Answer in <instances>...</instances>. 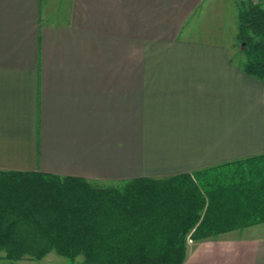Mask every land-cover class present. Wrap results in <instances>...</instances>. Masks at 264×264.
Segmentation results:
<instances>
[{"label":"crops","instance_id":"obj_1","mask_svg":"<svg viewBox=\"0 0 264 264\" xmlns=\"http://www.w3.org/2000/svg\"><path fill=\"white\" fill-rule=\"evenodd\" d=\"M240 1L0 0V170L120 185L264 152ZM190 241L181 264H264L263 222Z\"/></svg>","mask_w":264,"mask_h":264},{"label":"trees","instance_id":"obj_2","mask_svg":"<svg viewBox=\"0 0 264 264\" xmlns=\"http://www.w3.org/2000/svg\"><path fill=\"white\" fill-rule=\"evenodd\" d=\"M241 67L264 82V5L238 2ZM264 223V152L120 185L0 170V253L87 264H181L199 240Z\"/></svg>","mask_w":264,"mask_h":264},{"label":"rangeland","instance_id":"obj_3","mask_svg":"<svg viewBox=\"0 0 264 264\" xmlns=\"http://www.w3.org/2000/svg\"><path fill=\"white\" fill-rule=\"evenodd\" d=\"M254 2L262 1L264 5V0H253ZM238 43V42H237ZM238 49H237V58L240 60H243V54L239 52L240 50V44L238 43ZM192 241V239H190ZM189 240V241H190ZM189 241L187 244H189ZM190 241V242H191ZM0 264H87L83 262V259L81 256H77L73 260H68L67 258L60 256L56 254L55 252H49L41 259H34L29 256H25L22 259L19 260H10L5 258L4 256L0 257Z\"/></svg>","mask_w":264,"mask_h":264},{"label":"built area","instance_id":"obj_4","mask_svg":"<svg viewBox=\"0 0 264 264\" xmlns=\"http://www.w3.org/2000/svg\"><path fill=\"white\" fill-rule=\"evenodd\" d=\"M190 240V239H189Z\"/></svg>","mask_w":264,"mask_h":264}]
</instances>
